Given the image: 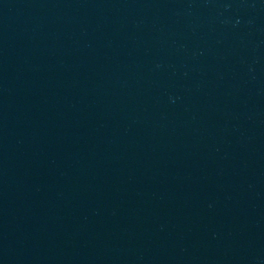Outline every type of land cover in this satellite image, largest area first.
Listing matches in <instances>:
<instances>
[{
    "label": "water",
    "instance_id": "95a60500",
    "mask_svg": "<svg viewBox=\"0 0 264 264\" xmlns=\"http://www.w3.org/2000/svg\"><path fill=\"white\" fill-rule=\"evenodd\" d=\"M0 264H264V0H0Z\"/></svg>",
    "mask_w": 264,
    "mask_h": 264
}]
</instances>
